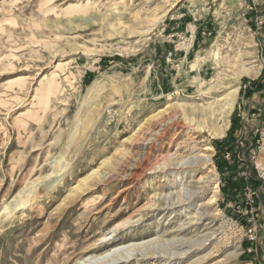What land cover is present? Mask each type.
<instances>
[{
  "label": "rangeland",
  "instance_id": "obj_1",
  "mask_svg": "<svg viewBox=\"0 0 264 264\" xmlns=\"http://www.w3.org/2000/svg\"><path fill=\"white\" fill-rule=\"evenodd\" d=\"M207 211L186 255L109 264H264V0H0V264L160 250Z\"/></svg>",
  "mask_w": 264,
  "mask_h": 264
},
{
  "label": "bare ground",
  "instance_id": "obj_2",
  "mask_svg": "<svg viewBox=\"0 0 264 264\" xmlns=\"http://www.w3.org/2000/svg\"><path fill=\"white\" fill-rule=\"evenodd\" d=\"M235 94V93H234ZM233 96V94H231ZM165 125V123H161L160 126ZM212 147L210 145H204L201 149L200 152L196 154L189 155L181 160H177L175 163L178 162L176 165V168L179 170L184 168L185 166H196L199 164V162L207 161L208 158L210 157V154L208 153ZM207 158V160H206ZM166 163V161H164ZM259 164V163H258ZM260 166V164H259ZM262 169V168H261ZM191 177V176H190ZM206 182L207 181H201L199 178V182L201 185L199 186H191L183 189V187H180V190L182 191V195L180 196L179 192L176 195V199H173L171 202V206H182L184 204H188L191 202V200L199 194L200 189L206 187ZM213 193L209 195L207 201L205 202L209 208L211 207L210 205L215 201L216 197V192H217V184L213 185ZM155 204V203H154ZM16 204H12L10 206H7L5 213L6 214H12L14 215L16 212ZM184 211L188 214L191 209H184ZM206 213V214H205ZM205 213H199L195 212V216H190V218L175 228H173L170 231H165V234L163 235L165 238H160L159 242V248L160 250H156L154 247H150L148 245L141 244H135L133 246L127 247V248H122V249H115L109 254H104L103 256H97V257H90L88 259H81L77 264H109L113 263L116 261H119L121 258H130L133 255V252L136 250L142 251L141 254L143 255H148V256H154L156 254L160 255H168L169 258H176V257H182L188 253L189 249L192 248V242L197 239L192 240L191 238H184V236L188 233L193 232L194 236L196 238H199L197 243L201 242V245L205 243V241L208 240V238L213 235V232H206L204 234L198 235L200 230L199 228L203 227L205 230L208 229V225L212 223L211 219V214L209 212ZM204 221H207L205 224H203ZM204 231V230H202ZM168 236V237H166ZM214 236V235H213ZM157 242V240H156ZM195 245V244H193ZM145 246L147 249H145ZM169 246L173 247L175 250L170 252L169 254L167 253L166 249L169 248ZM153 248V249H152ZM158 249V247H157ZM196 262V261H195Z\"/></svg>",
  "mask_w": 264,
  "mask_h": 264
}]
</instances>
